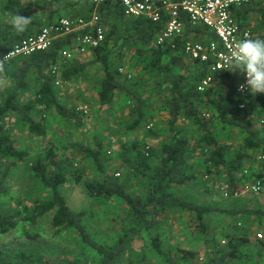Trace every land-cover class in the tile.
<instances>
[{
    "label": "trees",
    "instance_id": "obj_1",
    "mask_svg": "<svg viewBox=\"0 0 264 264\" xmlns=\"http://www.w3.org/2000/svg\"><path fill=\"white\" fill-rule=\"evenodd\" d=\"M29 6V2L25 0H5L3 12L9 19L22 15L29 18V23L23 32H18L14 30L12 24H3L0 20V60L21 39L38 32L39 26L53 22L51 17L37 19ZM92 12L93 7L90 6L87 10L75 12L73 17L82 16L89 19ZM254 13L260 17L259 26L251 33L253 38L264 39V0L247 3L234 12L237 19L246 27ZM99 14L102 23L108 26L110 31L101 45L93 50L94 57L87 62L62 58V52L73 46L75 35L70 34L56 38L48 50L36 51L27 56H17L0 63V77L7 78L11 83V89L0 101V160L24 161L29 155L28 151L19 149L15 145L12 134L3 123L5 116L10 113H14L38 137L45 136L47 132L45 123L36 117L39 112L44 114L51 109L77 126L83 124V110L70 109L62 104L56 96L55 83L59 79L70 82L96 63H100L103 69V77L97 83L101 104L112 103L117 91H124L126 95L136 100L133 109L136 118L128 128L134 130L144 124L147 117L143 99L124 83L122 71L112 59V48L123 38L122 35L131 39L134 46L133 55L138 60L143 59L154 75L163 76L159 84L161 87L165 85L166 88L165 107L169 113V133L161 146L160 158L157 162L153 157L154 148L143 141L135 140L123 148L122 160L129 174L143 176L147 182V187L142 194H132L120 182L107 176L100 181L87 182L85 185L86 192L94 198L115 197L125 203L130 219L128 229L130 236L126 233L113 246L99 244L92 238L85 225V212L70 208L61 190V186L70 176H74L79 182L82 176L71 170L70 162L60 158L54 148L48 149L31 168L35 178L52 192L51 197L48 200L36 202L32 207H24L25 214L21 218L26 223L35 225L41 217L54 210L53 225L76 231L82 243L98 256L97 264H116L129 251L127 243L133 238H138L144 231L152 233L167 213L176 210H194L203 226L205 214L217 209L187 201L178 194L182 186L196 179L192 157L197 147L204 151L205 174L225 171L231 183L232 197L236 194L235 184L238 178L242 181L250 180L246 172L245 158L248 154L245 151L264 152V131L253 128L251 124L252 118L264 117V93L253 94L251 91L246 94L238 93L237 85L241 79L239 69L216 72L213 83L206 90L199 91L198 84L207 73L208 64H201L199 60L187 56L183 50V43L180 41L176 48L156 43L157 34L165 26L166 18L163 17L161 21H152L144 17L129 18L125 15L119 0H106L99 6ZM121 24L125 26L126 32H120L121 34L112 43L111 38ZM88 30L89 28L85 31ZM210 35L211 39L217 38L213 32ZM195 65H199L202 69L200 74L187 75V71ZM26 93H31L32 96L24 99ZM243 103L245 107L240 108V104ZM182 119L194 122L201 129L202 133L197 145H194L178 128L177 123ZM214 119L222 123L224 127H237L245 132L243 144L245 151H239L234 157L227 156L229 146L221 142L211 128L210 123ZM152 133L161 135L158 132ZM75 147L83 151L85 156L91 157L98 169L104 173L100 158L101 142L98 143L97 149L80 143H76ZM6 173L0 178V197L5 192ZM261 177H264V174L259 173L256 176V178ZM220 210L231 215L248 213L258 219V222L264 220V208L245 211ZM19 223L20 216L17 213L0 212L1 233L9 232ZM154 239L152 247L159 254L167 256L168 254L161 248L159 239L157 237ZM245 248L261 252L264 250V238L253 241L247 235H228L227 247L222 250L220 256L211 258L209 264H231L232 261L243 257L246 253ZM179 253L182 254L183 260L189 262L196 256V252L185 249H180ZM0 264L15 263L0 252ZM60 264H74V262L65 259Z\"/></svg>",
    "mask_w": 264,
    "mask_h": 264
},
{
    "label": "rangeland",
    "instance_id": "obj_2",
    "mask_svg": "<svg viewBox=\"0 0 264 264\" xmlns=\"http://www.w3.org/2000/svg\"><path fill=\"white\" fill-rule=\"evenodd\" d=\"M29 2V9L35 13L37 19L51 17L52 21L62 17H73L75 12H82L90 8V0H25ZM5 0H0V20L11 24V19L3 12ZM76 3L75 6H73ZM59 18V19H58ZM259 15L254 13L247 26L252 32L259 26ZM46 24L38 27L40 28ZM106 34L110 28L103 24ZM15 30V28H14ZM125 31L122 24L111 38L114 43L117 36ZM211 33H202V39L211 38ZM119 40L112 48V59L123 76L122 80L145 104L146 122L131 130L136 114L133 109L136 100L126 95L124 91H117L114 101L102 105L97 89L98 81L103 77L100 63L89 66L80 76L70 82L58 80L55 83L58 100L70 109L84 112L83 124L75 125L62 118L54 110L36 114L47 128L46 135L38 137L33 134L27 125L14 114L5 116L3 123L12 134L15 145L19 149L28 151L24 161L13 159L0 160V178L5 172V192L0 197V212L4 214L17 213L20 216L19 225L7 233L0 231V252L15 264H60L65 259L74 264H97L98 256L86 247L79 234L73 229L60 228L53 225L55 211L41 217L37 224L26 223L21 218L25 214L24 207H32L36 202L48 200L51 191L45 188L35 178L32 165L44 153L54 148L58 156L70 162L69 168L81 174V181L70 176L62 186L68 205L75 211L85 212V225L92 238L99 244L113 246L121 236H125L130 227V219L124 202L112 197L110 199L94 198L85 189L87 182L100 181L105 176L120 182L132 194H142L147 182L143 176H132L122 160L123 148L135 140H140L155 150L153 155L157 162L160 158V149L168 132L169 113L165 107L166 88L159 84L162 77L154 75L143 59L138 60L133 55V43L127 36ZM94 57L93 52L85 55H76L70 61L87 62ZM65 59L64 57H62ZM202 69L195 65L187 71V75L196 76ZM35 78V77H34ZM34 81V80H33ZM10 81L0 77V101L11 89ZM26 93L24 99L31 97ZM262 118L251 119L253 128L262 130ZM211 128L221 142L229 146L228 157L236 156L243 148L245 132L237 127H224L216 119L212 120ZM183 134L197 145L201 129L188 120L177 123ZM158 132L161 135H155ZM101 142V161L104 173L100 171L91 157L85 156L83 151L75 147L76 143L93 149L98 148ZM246 155V172L250 180H236L234 196H224L222 187L231 183L225 171L205 174L204 151L196 148L192 157L193 170L196 179L182 186L178 194L185 200L209 208H217L205 214L204 225L198 220L194 210H176L162 217L160 225L152 233L142 232L138 238L128 242L129 251L116 264H209L211 258L221 255L227 247L228 235H247L255 240L264 238V220L258 222L248 213L231 215L220 209L251 210L264 208V177L256 178L257 174H264V162L260 159L261 151L248 150ZM238 176V175H237ZM240 176V175H239ZM257 180L262 182L259 193L246 188ZM229 189V191H230ZM157 237L162 250L168 255L159 254L152 247ZM180 249L196 252L195 258L189 262L181 258ZM245 254L231 264H264V250L245 248ZM22 256V257H20ZM200 257L203 258L200 261ZM170 258V259H169Z\"/></svg>",
    "mask_w": 264,
    "mask_h": 264
},
{
    "label": "built area",
    "instance_id": "obj_3",
    "mask_svg": "<svg viewBox=\"0 0 264 264\" xmlns=\"http://www.w3.org/2000/svg\"><path fill=\"white\" fill-rule=\"evenodd\" d=\"M106 0H90L93 12L89 19L82 16L62 17L48 25H44L34 34L28 35L14 45L0 60L8 61L17 56H27L40 50H48L56 38L74 34V43L62 52V56L71 59L76 55L93 52L105 40L106 30L101 21L99 6ZM257 0H119L129 18L144 17L152 21L166 18L165 26L157 34V45L183 43L184 53L201 64L207 63V73L201 78L198 90L204 91L214 81V74L229 70L231 65L226 63L235 49L236 43L244 38H253L251 30L243 26L237 19L235 10L247 3ZM88 31H85L88 29ZM197 30V31H196ZM201 30V31H198ZM202 32H213L216 39H202ZM243 90H241V86ZM237 92H250L246 85V75L241 71V79ZM245 104H240L244 108ZM84 108L82 107V110ZM264 131V117L262 118ZM260 159L264 162V152ZM246 188L259 193L263 186L260 180L246 185ZM230 186L222 187L224 196L229 197ZM263 238L262 234H259ZM203 260L202 257L199 258Z\"/></svg>",
    "mask_w": 264,
    "mask_h": 264
},
{
    "label": "clouds",
    "instance_id": "obj_4",
    "mask_svg": "<svg viewBox=\"0 0 264 264\" xmlns=\"http://www.w3.org/2000/svg\"><path fill=\"white\" fill-rule=\"evenodd\" d=\"M10 23L18 32H23L29 18L22 15L14 17ZM230 70L239 69L246 75V85L253 94L264 93V39L244 38L235 45L226 61ZM243 85L241 90H243Z\"/></svg>",
    "mask_w": 264,
    "mask_h": 264
},
{
    "label": "crops",
    "instance_id": "obj_5",
    "mask_svg": "<svg viewBox=\"0 0 264 264\" xmlns=\"http://www.w3.org/2000/svg\"><path fill=\"white\" fill-rule=\"evenodd\" d=\"M76 4V3H75Z\"/></svg>",
    "mask_w": 264,
    "mask_h": 264
}]
</instances>
